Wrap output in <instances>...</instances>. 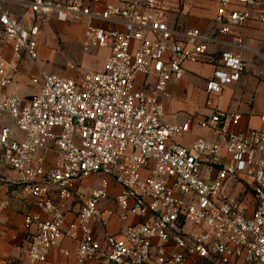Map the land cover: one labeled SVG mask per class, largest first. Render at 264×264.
Masks as SVG:
<instances>
[{"label": "built area", "instance_id": "1", "mask_svg": "<svg viewBox=\"0 0 264 264\" xmlns=\"http://www.w3.org/2000/svg\"><path fill=\"white\" fill-rule=\"evenodd\" d=\"M10 3L22 4L28 23ZM52 12L85 25L86 51L108 50L102 68L76 77L41 71L29 100L6 93L23 56L38 61ZM252 19L264 23V0H219L214 33L171 26L164 0H0V42L12 49V60L0 51V162L38 208L25 216L37 226L31 262L49 264L66 236L77 242L74 264H264V129L234 130L241 115L215 110L198 125L217 128L218 138L185 145L178 139L191 121H163L162 95L185 65L205 60L219 36L235 35L243 48L238 28ZM208 59L205 88L215 96L247 70L232 49ZM6 180L0 174V186ZM236 186L242 196L229 192ZM81 187L78 220L67 226L64 201ZM111 199L115 207L105 205ZM7 204L0 201V217ZM115 215L123 228L99 237L94 222L106 228Z\"/></svg>", "mask_w": 264, "mask_h": 264}, {"label": "crops", "instance_id": "2", "mask_svg": "<svg viewBox=\"0 0 264 264\" xmlns=\"http://www.w3.org/2000/svg\"><path fill=\"white\" fill-rule=\"evenodd\" d=\"M20 1L24 2L25 0ZM107 1L118 2L119 0ZM164 2L167 9V19L171 26L185 29L199 28L206 32H215V16L219 0H164ZM8 6L19 18L28 23L31 15L22 4L10 3ZM51 25L53 29L62 30L70 27L67 23L59 21L52 22ZM238 34L242 38L243 48L238 46L235 35L219 36L218 41L210 46L207 58L197 63H187L184 77L181 80L171 82L162 95L165 107L164 122L182 123L187 120L191 121L190 131L178 139L181 143L189 145L198 138L209 141L216 140L218 138L217 128H202L198 125L200 120L210 117L215 110L228 115L232 113L241 115L239 124L231 126L234 130L264 129V124L260 119V115L264 112V60L262 58L264 53V23L255 19L249 20L238 28ZM82 37V44L84 45V29ZM0 44V51L12 60L11 47L2 42ZM225 49H232L240 53L247 61V70L238 82L227 85L220 96H215L209 94L205 88L206 82L212 77L214 70V64L208 58L218 56ZM43 50L45 48H41L40 52ZM85 53L89 54L90 52ZM107 55L108 50L106 57ZM104 61L99 69L102 68ZM36 62L27 56H23L18 62L17 70L13 73V84L18 85L20 80H26L32 84L29 67ZM41 71L45 70L42 69ZM144 79L143 75L139 76V85H142ZM7 89L6 93L14 94L8 92ZM20 90L19 86L15 87L16 92H20ZM0 174L7 178L0 186V201H8L0 217V264H39L31 262L26 252L30 234L36 231L37 226L35 224L26 226L25 223V216L31 212H38V208L33 201L25 197L19 185L10 181L16 177L15 171L0 162ZM235 189L239 191L240 186ZM115 192L116 190L112 192L113 196ZM85 194V188L81 187L76 190L72 199L64 201L63 210L66 214L67 226L77 222V212ZM245 203L248 212H251L255 206L251 194L246 195ZM105 205L108 207L116 206L114 199L106 201ZM140 220L139 217L130 218V222ZM123 226L124 224L118 215L111 217L110 224L106 228H102L97 221L94 222V229L99 237L103 236L104 233H118ZM76 247L77 242L75 240L63 236L57 245L50 250L49 264L76 263ZM62 249L69 250L70 255H64ZM87 264L98 263L89 262Z\"/></svg>", "mask_w": 264, "mask_h": 264}, {"label": "rangeland", "instance_id": "3", "mask_svg": "<svg viewBox=\"0 0 264 264\" xmlns=\"http://www.w3.org/2000/svg\"><path fill=\"white\" fill-rule=\"evenodd\" d=\"M49 17L50 21L42 26V30L38 37L39 47L45 48V50L40 52L38 61L29 67V76L38 75L42 69L47 72L70 77L86 74L91 69H99L106 57L107 50H98L96 48H92L91 51L85 50V45L82 44V31L85 25L67 23V25L70 26L69 29H53L51 23L56 22L54 19L55 12L50 13ZM85 52L90 53L86 54ZM7 59L11 60V58ZM16 86H19L21 89L20 92L15 91ZM7 91L17 94L23 99H30L39 92V89L26 80H20L18 85H11ZM237 187L238 186H236V188ZM229 192L233 195L242 196V193L236 189ZM194 264L206 263L197 261Z\"/></svg>", "mask_w": 264, "mask_h": 264}, {"label": "trees", "instance_id": "4", "mask_svg": "<svg viewBox=\"0 0 264 264\" xmlns=\"http://www.w3.org/2000/svg\"><path fill=\"white\" fill-rule=\"evenodd\" d=\"M204 263H206V264H210L209 262H207V261H203Z\"/></svg>", "mask_w": 264, "mask_h": 264}]
</instances>
